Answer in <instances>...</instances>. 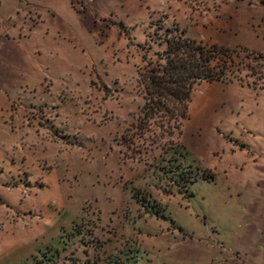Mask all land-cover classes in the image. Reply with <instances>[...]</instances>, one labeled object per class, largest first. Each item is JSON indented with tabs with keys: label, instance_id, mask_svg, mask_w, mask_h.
<instances>
[{
	"label": "rangeland",
	"instance_id": "rangeland-1",
	"mask_svg": "<svg viewBox=\"0 0 264 264\" xmlns=\"http://www.w3.org/2000/svg\"><path fill=\"white\" fill-rule=\"evenodd\" d=\"M0 1L27 53L0 113V264H264V115L230 87L264 96V0ZM169 32L231 60L168 142L139 128L137 81Z\"/></svg>",
	"mask_w": 264,
	"mask_h": 264
},
{
	"label": "trees",
	"instance_id": "trees-1",
	"mask_svg": "<svg viewBox=\"0 0 264 264\" xmlns=\"http://www.w3.org/2000/svg\"><path fill=\"white\" fill-rule=\"evenodd\" d=\"M161 45L163 50L154 54L156 58H145L146 63L139 71L137 83L144 97L139 128L154 137L161 132L162 139L169 142L181 134L189 118V104L196 86L202 82H230L231 57L217 46L209 47L179 32L167 33ZM218 53L223 56L219 63Z\"/></svg>",
	"mask_w": 264,
	"mask_h": 264
},
{
	"label": "crops",
	"instance_id": "crops-1",
	"mask_svg": "<svg viewBox=\"0 0 264 264\" xmlns=\"http://www.w3.org/2000/svg\"><path fill=\"white\" fill-rule=\"evenodd\" d=\"M12 1V0H11ZM2 5V2L0 1V6ZM14 4H11V9ZM18 36V28L12 24L9 17L2 13V16L0 17V70L5 72L9 71L8 73H13V84L7 83L2 77H0V113L4 109V105L2 104L3 96L5 93L15 90H20V82L23 80V69H22V63H25V60L23 56H27L26 51L24 50V47L20 44L19 40L17 39ZM12 53L14 55L13 59L11 58V61L8 60V54ZM25 56V58H27ZM9 62L10 68L7 67V64ZM12 65V66H11ZM30 67V70H33V67H31V64L28 65ZM29 83L31 82V78L26 79ZM231 88L239 89L241 93L247 92L250 100L252 103H258V106L260 110L263 112L264 115V96L260 98V101L258 98H256V95L252 93L247 88H241L234 85L230 86ZM262 101V102H261ZM2 125V120L0 119V126ZM254 157L255 159H258V162L261 165H264V147L258 148L255 150L254 148Z\"/></svg>",
	"mask_w": 264,
	"mask_h": 264
}]
</instances>
